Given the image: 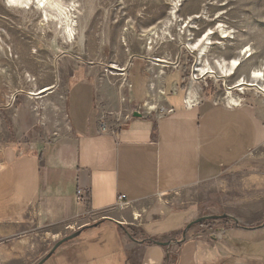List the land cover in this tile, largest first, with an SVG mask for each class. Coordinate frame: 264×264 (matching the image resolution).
I'll return each mask as SVG.
<instances>
[{"label":"crops","instance_id":"1","mask_svg":"<svg viewBox=\"0 0 264 264\" xmlns=\"http://www.w3.org/2000/svg\"><path fill=\"white\" fill-rule=\"evenodd\" d=\"M181 75L183 80L178 85L174 81L171 91L175 96L184 93L182 101L168 100L169 75L160 91L165 92L166 107L174 109L172 115L134 117L113 132H103L96 85L86 72L74 73L65 102L69 140L23 152L4 150L0 225L21 223L29 214L53 231L78 225L80 236L43 264H260L264 224L248 226L259 223V215L247 213L240 219L228 215L230 223L246 226L221 230V238L211 231L199 235L202 225L192 227L182 240L190 223L217 211L209 213L198 209V202L173 203L166 197L237 171L245 190L261 192L264 206V165L250 170L248 162L264 147V107L228 108L201 94L199 104L187 109ZM197 91L191 84L190 94ZM151 107L146 108L152 112L157 105ZM122 195L133 203L132 218L117 207ZM241 202L251 204L249 199Z\"/></svg>","mask_w":264,"mask_h":264},{"label":"rangeland","instance_id":"2","mask_svg":"<svg viewBox=\"0 0 264 264\" xmlns=\"http://www.w3.org/2000/svg\"><path fill=\"white\" fill-rule=\"evenodd\" d=\"M7 1L0 0V159L8 147L23 152L69 140L67 89L71 76L80 71L94 81L96 105L101 118L112 129H119L137 113L149 116L147 102L152 106L167 105L165 96L160 95L167 75L168 100L173 104L182 101L184 93L173 95L172 84L174 81L180 84L182 73L185 90L192 71L201 64L200 52L189 51L186 44L202 39L221 24L230 37L221 39L220 34L213 37L214 45L203 66L209 65L217 72L219 61L235 58L241 59V66L232 78L224 79L216 73L214 78L192 84L202 97L211 96L221 104L234 95L235 103L242 102V106L264 107V92H260L261 88L264 90V81L255 82V87L245 86L242 91L235 87L236 81L249 79L254 70L264 72V0H61L78 10L77 39L73 44L60 24L45 20L43 11L31 6L15 10L7 6ZM176 5L175 16L172 11ZM150 46L152 50H148ZM65 52L69 54L61 57ZM133 56L138 57L126 72L117 69H127ZM155 58H165L170 64L181 60V66L177 70L169 64L162 68ZM123 73L124 77L120 76ZM56 84L57 89L49 94L37 97L27 94ZM148 93L157 100L153 101ZM15 94L19 95L13 100ZM248 162L250 170L264 165V147L254 151ZM240 178L235 171L214 183L172 193L166 200L198 202V209L217 211L211 216H227L194 225L204 226L206 231H198L199 235L211 231L221 238V230L246 226L230 223L228 215L237 219L247 213L249 217L259 215V223L248 226H261L264 224L261 192L245 190ZM247 199L251 204H242ZM131 209L121 211L132 218ZM77 227L73 232L64 228L53 231L41 226L30 214L21 223L0 225V264H36L56 242L76 233ZM258 261L264 264V254Z\"/></svg>","mask_w":264,"mask_h":264},{"label":"bare ground","instance_id":"3","mask_svg":"<svg viewBox=\"0 0 264 264\" xmlns=\"http://www.w3.org/2000/svg\"><path fill=\"white\" fill-rule=\"evenodd\" d=\"M7 3H8L7 4L8 7L15 9V10H22L23 7H25V6L29 9V7L31 6L32 9L36 8V10H38V11H40V10L43 11L45 14V20L48 23L56 22V23L60 24L64 35L67 37V39L70 41L71 44H73L76 41V39H77L76 38L77 37V34H76L77 22L75 21V19H76L75 16L77 15L78 10L76 9V7H73V5L71 3L66 4V3H63L61 0H36V2H35V0H8ZM177 11H178V7L176 5V7L172 11V15L176 16ZM195 17L197 18V16H195ZM216 34H220L221 39H228L230 37L229 31H227L225 26L221 24V25L217 26L216 31L210 30L208 32V34L205 37H203L202 39H199L194 43L190 42V43L186 44V48L189 51H191V52L199 51L201 54V64H200L199 69L197 71H199L201 73L202 79L211 78V77L214 78L216 73L219 74V77L224 78V79L232 78V76L236 75L237 70H239V68L241 66V59L240 58H235V59L228 61V62L225 60L219 61L217 63V66H218L217 72L213 71V68L210 67L209 65L203 66L204 58L208 54L209 49H211V46L214 45L213 37ZM152 43H153V40L151 41L150 45H152ZM216 44H219V43H216ZM152 49H153V47H151V46L148 47V50H152ZM155 61H157L156 63H158L157 65H159L160 67H166V65L170 64V62L165 58H155ZM117 69L122 71L123 68L117 67ZM161 73L162 74L164 73L162 68H161ZM252 73H253V76H251V74H250L249 79H246V78H244L242 80L239 79L238 81L235 82V83H237V85H235V87L237 86L240 88L238 91H242L241 88H243L245 86H254L255 82L264 81L263 70H254ZM124 75H125L124 73L120 74V76H122V77H124ZM191 84L192 83H190V87H191ZM50 88L47 86V87H44V88L37 90V91L32 90L31 91L32 93L31 94L28 93V94H30V96L37 97V95L44 93L45 91L49 90ZM258 89H259V87H258ZM189 92H190V89H189ZM260 92H264L263 88H261ZM148 96L153 101L156 99L150 93H148ZM229 100H230V102H235L236 97L234 95H230ZM145 106L151 107L152 105L149 103H146ZM151 109H155V107L152 106ZM155 110H153L152 112H154Z\"/></svg>","mask_w":264,"mask_h":264},{"label":"built area","instance_id":"4","mask_svg":"<svg viewBox=\"0 0 264 264\" xmlns=\"http://www.w3.org/2000/svg\"><path fill=\"white\" fill-rule=\"evenodd\" d=\"M247 56L250 57L251 55H247ZM169 65H173L175 69H178L181 66V60H178L176 63L169 64ZM197 70H198V67H195V69L192 71L191 76H190L189 85H190V83H198V81H200V79H202L201 73ZM130 88H132V86H130ZM189 89H190V86L187 87V89L185 90L184 105L187 109H192L199 104L198 100H200L199 98H201V92L197 91V92L190 94ZM164 95H165V92L163 91V96ZM241 103H239V102L238 103H232L227 98H225V100L222 102V104H224L228 108L240 107V106H242ZM173 113H174V109L172 107H166V105L161 106L160 103H158L157 109L154 112L149 111L148 114H149V116H151L152 114H155L158 117H164V116L172 115ZM101 130L103 132H113L116 129H112L107 124V122L105 121V118L103 117V118H101ZM78 199L80 202L83 201L82 191L78 192ZM132 206H133V203L128 201V199L125 195L120 196L117 200V207H119L121 210L132 208ZM140 217H141V215H138L137 217L135 216V219H138ZM68 228H69V231H71V232L75 231V229H76L75 226L68 227Z\"/></svg>","mask_w":264,"mask_h":264},{"label":"water","instance_id":"5","mask_svg":"<svg viewBox=\"0 0 264 264\" xmlns=\"http://www.w3.org/2000/svg\"><path fill=\"white\" fill-rule=\"evenodd\" d=\"M182 49V48H181ZM66 54H69L68 52H65V53H63L62 55H61V57L62 56H64V55H66ZM180 54H181V50H180ZM138 56H133V57H131V59H130V62H129V67L127 68V69H124L123 71H121V72H126L129 68H130V66H131V64L133 63V61L137 58ZM59 58H60V56L56 59V61H55V64L57 65V63H58V60H59ZM142 58V57H141ZM57 87H58V85L56 84V85H53L49 90H47V91H45L44 93H41V94H39V95H42V94H47V93H50V92H52V91H54L55 89H57ZM249 87H255V86H249ZM235 89V88H234ZM21 93H24V92H21ZM28 94V93H27ZM19 94H15L14 96H13V100H15L16 98H17V96H18ZM28 95H30V94H28ZM39 95H37V96H39ZM1 109V108H0ZM135 118H141L142 117V115L141 114H139V113H137L135 116H134ZM227 216H207V217H202V218H200V219H197L196 221H194V222H192V223H190L187 227H186V229L184 230V232H183V234H182V236H181V238H182V240H184L185 238H186V235H187V232L194 226V225H196V224H200V223H202V222H204V221H213V220H219V219H224V218H226ZM99 225V223H97V224H95V225H93V226H89L88 228H93V227H97ZM81 232H82V230H80V231H77L76 233H74V234H71V235H69V236H67V237H65V238H63V239H61V240H59L58 242H56L55 243V245L53 246V248L51 249V251L48 253V255L44 258V259H42L38 264H43V263H45L55 252H56V250L58 249V248H60L63 244H65V243H67V242H69V241H71V240H73V239H75V238H77V237H79L80 236V234H81ZM157 245H159V246H164V247H167V246H170L171 245V243L169 242V243H160V242H155Z\"/></svg>","mask_w":264,"mask_h":264}]
</instances>
